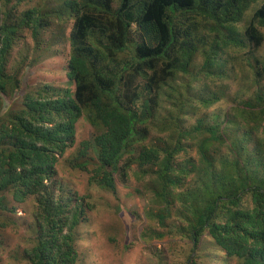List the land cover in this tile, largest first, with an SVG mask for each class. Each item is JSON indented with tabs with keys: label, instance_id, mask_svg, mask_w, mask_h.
Returning a JSON list of instances; mask_svg holds the SVG:
<instances>
[{
	"label": "trees",
	"instance_id": "trees-1",
	"mask_svg": "<svg viewBox=\"0 0 264 264\" xmlns=\"http://www.w3.org/2000/svg\"><path fill=\"white\" fill-rule=\"evenodd\" d=\"M32 1L0 0V226L14 222L5 215L17 205H32L28 263L85 264L78 245L89 236L79 231L90 206L59 173L71 151L68 166L91 184L117 197L120 181L150 201L145 212L118 209L127 246L145 220L146 264H170L158 247L166 239L189 241L179 264H198L204 236L240 264H264V59L244 78L238 113L221 120L205 110L222 88L204 94L207 83L179 81L201 58L207 73L197 79L228 88L237 78L230 59L244 52L247 61L264 45V0ZM26 32L35 55L21 58L20 77L7 65ZM46 39L69 45L63 70L75 90L50 81L23 92L38 52L49 55ZM82 118L93 133L78 143Z\"/></svg>",
	"mask_w": 264,
	"mask_h": 264
},
{
	"label": "rangeland",
	"instance_id": "rangeland-1",
	"mask_svg": "<svg viewBox=\"0 0 264 264\" xmlns=\"http://www.w3.org/2000/svg\"><path fill=\"white\" fill-rule=\"evenodd\" d=\"M37 1L43 0H33L31 3L35 4ZM260 2L254 3V8L258 7ZM29 32H26L19 39L18 45L12 51L9 57L7 69L8 72L14 73L16 70L20 69L21 58H26L25 62H30L35 55V50L33 49L34 43L32 42ZM49 38V35L47 39ZM47 39L43 43L42 47L48 49L49 52L45 54H40L36 57L39 61L34 67H31L30 75L27 77L26 88L24 93L35 89L41 83H47L50 81H55L56 84L63 86L64 88H73V83L69 84L66 77V69L63 66L67 63L69 51V46L67 43H63L61 46L58 44L50 45L47 44ZM229 54V52H228ZM238 54L241 59L234 57L230 59L229 66L235 69L236 76L234 81L229 80L230 86L225 88L224 85L218 86L208 85L212 87L213 90H219L222 88L223 100L212 107L217 112L225 111L229 108L233 109L236 113V106L240 99L245 98L246 90L244 87L247 84L244 82V78H252L256 70L260 68V64L257 63V59H264V45L254 54L249 55V59L244 61L245 53L241 52ZM60 55L63 56L61 59ZM227 55V54H226ZM228 56V55H227ZM237 56V54L235 55ZM247 62H251L253 67ZM200 63V62H198ZM19 71V76L25 71L24 64ZM189 80L188 76L182 77L180 82H187ZM177 81V82H179ZM228 82V81H225ZM204 94H206L207 89H203ZM202 91V92H203ZM220 92V91H219ZM24 93L21 94L19 98L15 101V105L21 103ZM210 116L214 113L211 110L206 111ZM194 121V119H191ZM93 129L87 122L85 118H82L77 126V142L90 138L92 136ZM77 145V144H76ZM75 149V146L71 148ZM71 151H67L64 155L59 157V168H63L59 171L61 177V185H64L70 190V194H77L79 197L83 196L86 198L85 201L89 203L88 212V222L79 235L89 236V239L82 240L79 242V250L84 255L85 264H146L148 261H154L151 259L149 254L146 252V247H144V242L140 238V232L145 225V220L139 222L134 229H132L133 237L135 236V243L133 245H125L123 241L124 232H126L125 226L120 219L119 208H124L127 210L133 208L147 209L150 201L146 199L141 193L134 194L128 192L126 186L122 187L120 181H117L118 191L117 197L113 195L110 191L102 189L95 184L89 182L90 174L72 169L67 161L68 156ZM70 167V168H69ZM138 186V182L135 181ZM58 192V189H57ZM128 192V193H127ZM32 205L30 203L20 204L16 206L15 213H7L6 217H10V226L1 227L0 226V238L3 240V245L0 249V264H29L27 259L22 256V251L26 247V233H27V221L32 220ZM93 207V208H91ZM32 213V214H31ZM144 216V213H142ZM89 229L90 232L87 230ZM90 233V235H89ZM204 241L200 244L199 249L196 253H192V256H196L198 264H240L237 258H228L226 252L222 250L217 245H214L212 238L209 236H204ZM87 241V242H86ZM158 247L165 249L168 254L165 258L168 259L170 264H179V262L185 259L189 260L190 256V242L176 241L166 239L158 242ZM147 255V256H146ZM192 258V257H191ZM147 261V262H146ZM154 264H156L154 262Z\"/></svg>",
	"mask_w": 264,
	"mask_h": 264
},
{
	"label": "clouds",
	"instance_id": "clouds-1",
	"mask_svg": "<svg viewBox=\"0 0 264 264\" xmlns=\"http://www.w3.org/2000/svg\"><path fill=\"white\" fill-rule=\"evenodd\" d=\"M68 46H69V45H68ZM198 62H200V63H197V64H196L195 69H194L193 71H191L190 74H187V75H183V76H182V77H184V76H188V77H189L190 82H189V83L186 82V84L188 85V84H190V83H193V84L195 83V84H197V85H200V84H202V82H204V83H207L208 85H213V86H218V85H219L218 83H220V85H221V83H222V78H215V79H212V78L209 77L206 81H205V79L201 81L200 78H198V79H199V80H198L197 77L205 76V73H207V69L203 68V65L201 64V62H202V59H201V58L198 60ZM225 67H226V66H225ZM196 74H197V76H195ZM194 76H195V78H194ZM66 77H67V76H66ZM182 77H181V79H182ZM67 80H68V83H69V84H72V83H73V88H71V89H74V90H75V83H74V82H70L68 77H67ZM179 80H180V79H179ZM208 85L202 86V87H204L205 89H207L206 94L209 92V89H210V87H208ZM62 87H63V86H62ZM202 87H199V88L197 89V91L199 92V91H200V88H202ZM206 87H207V88H206ZM223 97H224V96L220 97L219 100L214 101L213 104H212L209 108H207V109L205 110V113H206L209 117L214 118V119H217V118H218L219 120H221L226 114L232 116L233 113H235V111H234L233 109H231V108H229V109H227V110H225V111H220V112H217V111H215L214 109H212V107H213L214 105H216V104H218V103H221V101L223 100ZM236 107H237V106H236ZM207 110H211L214 114L210 116V115L206 112ZM236 110H237V109H236ZM237 111H238V110H237ZM201 114H202V112H201Z\"/></svg>",
	"mask_w": 264,
	"mask_h": 264
}]
</instances>
